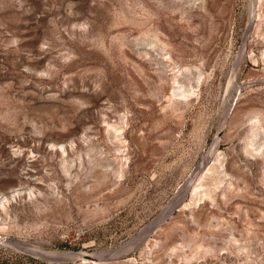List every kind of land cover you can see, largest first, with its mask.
Instances as JSON below:
<instances>
[{
	"label": "rangeland",
	"instance_id": "1",
	"mask_svg": "<svg viewBox=\"0 0 264 264\" xmlns=\"http://www.w3.org/2000/svg\"><path fill=\"white\" fill-rule=\"evenodd\" d=\"M0 264H264V0H0Z\"/></svg>",
	"mask_w": 264,
	"mask_h": 264
},
{
	"label": "bare ground",
	"instance_id": "2",
	"mask_svg": "<svg viewBox=\"0 0 264 264\" xmlns=\"http://www.w3.org/2000/svg\"><path fill=\"white\" fill-rule=\"evenodd\" d=\"M84 259V258H83Z\"/></svg>",
	"mask_w": 264,
	"mask_h": 264
}]
</instances>
